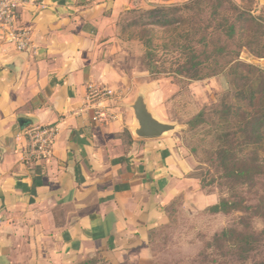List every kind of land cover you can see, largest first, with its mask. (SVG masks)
Returning <instances> with one entry per match:
<instances>
[{
	"label": "crops",
	"instance_id": "crops-1",
	"mask_svg": "<svg viewBox=\"0 0 264 264\" xmlns=\"http://www.w3.org/2000/svg\"><path fill=\"white\" fill-rule=\"evenodd\" d=\"M190 0H33L19 24L25 52L0 48V264H153L149 233L182 196L200 212L218 203L191 174L178 136L141 139L123 94L142 60L118 34L127 11ZM12 67V68H9ZM121 94L118 118L86 110L90 87ZM55 125L53 157L24 163L30 125ZM192 200V201H191Z\"/></svg>",
	"mask_w": 264,
	"mask_h": 264
},
{
	"label": "rangeland",
	"instance_id": "rangeland-1",
	"mask_svg": "<svg viewBox=\"0 0 264 264\" xmlns=\"http://www.w3.org/2000/svg\"><path fill=\"white\" fill-rule=\"evenodd\" d=\"M241 8L251 11L252 15L260 19L264 24V0H233ZM152 9V8H151ZM141 10V9H136ZM210 13V11H208ZM131 16L122 14L117 21L119 38L127 43L132 51H137L142 57L145 48L141 42L143 28L140 26H128ZM154 30L155 43L163 45L170 43L184 28L161 29L148 27ZM163 52L160 54L162 55ZM178 54H175L177 56ZM241 60L252 64L264 71V59L253 56L249 50L243 49ZM167 62V67L170 64ZM138 83L126 93H122L125 101L123 110L134 113L132 105L136 98L143 94L149 110L160 121L172 124L176 130L168 133L178 136L182 141L189 156L196 163L195 171L191 174L196 179L205 182V191L215 194L219 201L230 196V189L223 179L222 171L216 163V152L219 148V134L222 132L239 135L236 146L241 158L254 160L264 171V140L256 145L253 138L249 139L240 133L243 112L252 115L261 107H264V98L255 101V106L248 108V101L240 100L238 89L234 88L231 78L227 73L207 79L201 82H192L183 77L162 75L154 80L145 69L144 65L137 72ZM249 86L246 96H249L251 87H257L261 81L257 74H249ZM238 86H242L239 80ZM234 106L237 116L229 122L220 121V113L212 112L213 105ZM202 110H207L208 118L204 124L191 127L190 122ZM135 116V115H134ZM138 127V123L136 122ZM264 134V129L262 130ZM239 193L244 197L245 203L254 208L264 206V175H260L254 182V186L243 185ZM192 201V200H191ZM248 219V223L241 221ZM235 228L238 232H251L259 236L264 231V219L260 216L245 215L242 212H234L229 216L210 213L193 208V201L184 206V202L175 213L169 216L168 221L159 226L158 236L154 238L152 249L157 258V264H254L264 261V236L258 243L257 250L246 260L237 255L238 249L233 247V241L223 242L220 249L216 236L225 228ZM235 242V241H234ZM102 256V255H101ZM97 257V256H96ZM89 260V259H88ZM109 262V261H108ZM110 263V262H109ZM77 264V263H76ZM112 264V263H111ZM154 264V260H153Z\"/></svg>",
	"mask_w": 264,
	"mask_h": 264
},
{
	"label": "trees",
	"instance_id": "trees-1",
	"mask_svg": "<svg viewBox=\"0 0 264 264\" xmlns=\"http://www.w3.org/2000/svg\"><path fill=\"white\" fill-rule=\"evenodd\" d=\"M210 11V13L208 12ZM125 15L128 26L143 28L141 42L145 52L141 57L142 64L152 79L157 80L162 75L183 77L192 82H201L227 73L234 88L238 89L240 100L248 101V108L255 106V101L264 98V71L260 68L243 62L241 52L243 49L260 59H264V24L254 17L251 11L241 8L233 0H190L182 5H160L152 9L130 10ZM184 28L172 42L163 45L155 43L153 29ZM161 52L162 55L160 54ZM175 54H178L175 56ZM170 67H167V62ZM249 74H257L260 82L257 87H251L249 96H246ZM242 84L241 88L238 82ZM212 112L220 113V121L229 122L237 116L234 106L213 105ZM207 110L199 112L190 122L196 128L206 122ZM264 107L252 115L243 112L240 133L258 145L264 140ZM239 133L219 134L221 142L216 152V163L222 171L223 179L230 189V196L222 198L216 205L205 211L211 215L223 214L226 216L234 212L245 215L260 216L264 219V206L253 207L245 203L244 197L239 193L243 185L254 186L258 176L264 175L258 158L248 160L241 158L236 146ZM194 177V176H192ZM200 185L205 190V182L200 180ZM183 204V197H177L165 211L167 217ZM245 217L242 222L248 223ZM161 227V226H160ZM159 227L150 231V247L154 260L157 258L152 249L154 238L158 236ZM264 236V231L255 236L251 232H238L235 228H225L216 236L218 247L223 248V242L233 241V247L238 249L237 255L248 259ZM235 241V242H234ZM77 264H111L101 254ZM254 264H264V261Z\"/></svg>",
	"mask_w": 264,
	"mask_h": 264
},
{
	"label": "built area",
	"instance_id": "built-area-1",
	"mask_svg": "<svg viewBox=\"0 0 264 264\" xmlns=\"http://www.w3.org/2000/svg\"><path fill=\"white\" fill-rule=\"evenodd\" d=\"M33 0H0V48H13L25 52L32 43L30 30L19 24L20 11ZM121 94L109 87H90L86 98V110L93 111V120L107 123L118 118L115 109ZM55 125H30L25 135L28 150L23 158L24 163L46 162L53 157L57 137Z\"/></svg>",
	"mask_w": 264,
	"mask_h": 264
},
{
	"label": "water",
	"instance_id": "water-1",
	"mask_svg": "<svg viewBox=\"0 0 264 264\" xmlns=\"http://www.w3.org/2000/svg\"><path fill=\"white\" fill-rule=\"evenodd\" d=\"M131 107L133 109L136 122L138 123V127L134 130V133L138 138H160L176 130L174 125L164 123L154 116V114L149 110L143 94H140L136 98L135 103Z\"/></svg>",
	"mask_w": 264,
	"mask_h": 264
}]
</instances>
